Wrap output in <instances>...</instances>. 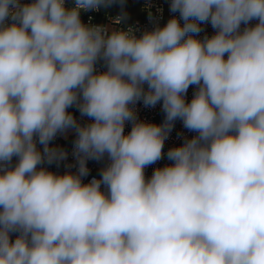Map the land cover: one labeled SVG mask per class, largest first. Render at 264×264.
Instances as JSON below:
<instances>
[{
  "label": "clouds",
  "instance_id": "1",
  "mask_svg": "<svg viewBox=\"0 0 264 264\" xmlns=\"http://www.w3.org/2000/svg\"><path fill=\"white\" fill-rule=\"evenodd\" d=\"M116 3L0 0V264H264V0H169L139 36L82 22ZM176 121L195 135L146 178Z\"/></svg>",
  "mask_w": 264,
  "mask_h": 264
},
{
  "label": "built area",
  "instance_id": "2",
  "mask_svg": "<svg viewBox=\"0 0 264 264\" xmlns=\"http://www.w3.org/2000/svg\"><path fill=\"white\" fill-rule=\"evenodd\" d=\"M23 2H29V0H23ZM66 6L71 7L73 0H65ZM142 10L144 11L143 16L140 19L135 20L131 24H123L122 21L120 23H116L113 18L118 17V14H109L106 8L101 7L99 11H87L81 12V20L86 25H104L107 26L110 30L111 29H128L132 28L135 31V34L139 36L145 30H152L155 26H163L167 23V21L172 17V13L169 11V0H142L141 3ZM147 6V8H146ZM150 9L152 13L151 19L149 18V11ZM255 24V21L252 22ZM204 31L200 34L201 37L207 33L208 35H212L214 30L212 29L210 24L202 25ZM243 27V26H242ZM98 70L103 71V65H97ZM194 87H190L186 99L190 102ZM70 112L77 118L79 122L87 123L88 118L84 117L81 118L80 114L77 109L70 108ZM134 111L137 115V118L142 121L151 122L160 124L164 119V114L161 111V107L158 104L154 108L145 107L141 102H137L134 105ZM131 123H126L125 132L131 130ZM195 133L188 132L182 125L181 121H176L175 126L172 132L169 135V138L165 141L164 145V159L158 161L156 164L149 166L145 169L146 178H149L152 175V172L157 167H163L166 164L171 163L167 160L166 153L169 148L179 146L183 143L185 138H191ZM75 139V133L72 131L67 132L64 135H58L54 141H52V145L60 146L64 148L68 153V158L65 161L60 162L59 166L57 167L56 164L50 165L49 170L56 172L58 174H63L65 171L71 170L73 172L76 171V161L72 155L73 151V141ZM39 146V145H38ZM108 163L107 158L101 161L89 160L87 163V167L89 169L88 176L83 178V182L87 183L92 178H99L100 171L104 168ZM68 165H72L71 169L68 168ZM102 190L103 186H102ZM12 239H15V234H13Z\"/></svg>",
  "mask_w": 264,
  "mask_h": 264
},
{
  "label": "rangeland",
  "instance_id": "3",
  "mask_svg": "<svg viewBox=\"0 0 264 264\" xmlns=\"http://www.w3.org/2000/svg\"><path fill=\"white\" fill-rule=\"evenodd\" d=\"M141 3L142 0H125L123 8H121L119 3H116L106 9L109 14L121 15L122 12L126 13V18L122 20V23L131 24L143 16L144 11L142 10Z\"/></svg>",
  "mask_w": 264,
  "mask_h": 264
},
{
  "label": "crops",
  "instance_id": "4",
  "mask_svg": "<svg viewBox=\"0 0 264 264\" xmlns=\"http://www.w3.org/2000/svg\"><path fill=\"white\" fill-rule=\"evenodd\" d=\"M108 11V10H107Z\"/></svg>",
  "mask_w": 264,
  "mask_h": 264
}]
</instances>
